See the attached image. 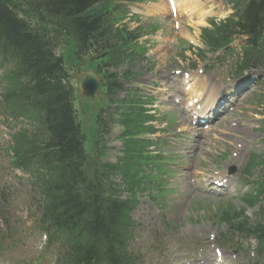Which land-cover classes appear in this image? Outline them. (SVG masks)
<instances>
[{
  "label": "trees",
  "instance_id": "1",
  "mask_svg": "<svg viewBox=\"0 0 264 264\" xmlns=\"http://www.w3.org/2000/svg\"><path fill=\"white\" fill-rule=\"evenodd\" d=\"M249 1L244 19L221 26L217 33V27L207 32L213 47L226 44L232 27L241 32L264 31V2ZM114 7L109 0H0V66L7 80L4 99L7 107L33 123L14 137L15 161L37 170V185L47 200L44 217L70 235L73 258L81 264L120 263L131 224L130 199L140 184L135 157L148 143H127L128 162L118 168L128 197L120 199L121 191L105 182L117 166L100 163L101 153L90 158L84 152L69 76L56 49L71 40L78 57L90 54L109 67L120 53H126L112 33ZM126 35L131 41L133 37ZM119 89L115 81L108 85L111 95ZM124 103L132 106L125 112L115 108L106 121L120 124L122 136H142L148 131L143 123L149 117L133 96ZM105 118L98 115L97 121ZM256 201L253 197L250 203ZM244 231L264 237V222Z\"/></svg>",
  "mask_w": 264,
  "mask_h": 264
},
{
  "label": "rangeland",
  "instance_id": "2",
  "mask_svg": "<svg viewBox=\"0 0 264 264\" xmlns=\"http://www.w3.org/2000/svg\"><path fill=\"white\" fill-rule=\"evenodd\" d=\"M159 1L162 2V0ZM217 3L221 4L220 1ZM124 5L127 7L126 3ZM217 6L219 7L218 4ZM127 8L134 11V13L138 12L136 5H130ZM226 15L224 11L220 19L226 17ZM127 18L128 17H126L121 24L125 25L128 30H134L138 26H145L144 24L138 25L134 20L131 21ZM140 21L143 22L144 19L141 18ZM157 24L158 28L153 34L142 37L138 41L139 43H143L146 39L149 40L147 43L145 42L147 49L145 59H138L136 53L130 50L127 52L129 58H136L137 60L135 61L134 59V61L122 65L117 69V72L119 73V81L121 83L124 79L122 74H120L121 71L129 68L130 72L133 74L134 77L130 78L131 82H125V84H123L125 86H145L148 79L150 83H155L157 87H164L168 82H171L174 84V88L171 89L170 85V89L167 90L169 93H172V90H179L180 85H182L180 75L176 76L174 72L188 71V68H186L188 65L187 60H193L195 57L189 50L185 49L187 46L183 42V35L178 32L177 34L171 32L170 20H160V23L157 22ZM187 25L190 26H183L180 30H185L186 27H189L193 34L192 37L197 39L199 34L197 28L199 26H192L189 22H187ZM119 29V24L115 25L113 35L118 41L123 42V38L119 34ZM60 51L63 54L67 67L71 71H74L75 67H72L74 63L69 56L71 46L69 45V51L68 49H61ZM180 52H183V57L179 56ZM258 89L259 87L255 86V92L241 98L237 109L227 116L228 119H224L218 125H215L216 129L214 131H203L204 133L201 136V150L199 151V155L194 158L190 164H188V162L182 163V159L185 156L177 158L176 164L178 167L171 169L176 172L175 176L169 180V183H177L176 186H173L175 189L173 191L174 193L168 194L163 198H158V204L150 202V200L145 198L141 199V205L136 211V217L141 220L144 229L138 233L137 248L142 247L145 249L149 244L146 243L149 238L147 233L148 230L156 231L159 234L164 233L170 248H174L177 244L183 242L191 244L199 239L202 242L205 241L207 244L209 243L212 245V236L218 235V233L223 230V226L221 224L218 225L216 218L213 216L218 214L219 210L222 211L226 208L229 213H231L232 209L235 210V205H237L235 202L236 198L226 201H220L219 198L216 200L206 199L204 190H201L200 184L197 182L194 183L192 178L207 177L212 173H216L219 167L222 166L220 156L224 154L230 157L231 147L238 144L253 143L247 150H251L252 148L256 149V153L262 154L261 156L264 160V142L255 130L258 128L259 120L263 118L261 114L263 102L260 99V103H258V98L261 95L262 89ZM123 96L124 94L119 92L116 94L115 99L119 100L123 98ZM172 96L166 98V101L171 107H173L171 105ZM105 101L106 98L103 96L99 98V100L96 99L94 101L83 99L80 96H76L75 98V105L89 146L95 140V113L105 106ZM177 125L176 123L173 127H169L165 139H170L172 137L177 129ZM218 133L221 134L218 135ZM3 144L2 137L0 136V145ZM112 146H117V144L113 141ZM114 151L110 150L109 152L107 151V153L113 155ZM183 166L187 168V171ZM255 173L258 174L257 170ZM13 183H15L14 179L11 180V184ZM193 184L195 186H193ZM263 186L264 183L262 184V187ZM182 194L183 196L179 199L178 196ZM12 197L14 205L22 208L29 207L24 204L25 199L23 196L14 194ZM20 203L23 204L19 205ZM224 206L226 208H224ZM252 219H254V216ZM0 228L2 229L1 226ZM14 259L18 262L31 264L33 260H35V257L27 247V249L23 248V251L19 252V256ZM152 260H155V258L149 259L147 262ZM242 264H244L243 261ZM262 264H264V260Z\"/></svg>",
  "mask_w": 264,
  "mask_h": 264
},
{
  "label": "water",
  "instance_id": "3",
  "mask_svg": "<svg viewBox=\"0 0 264 264\" xmlns=\"http://www.w3.org/2000/svg\"><path fill=\"white\" fill-rule=\"evenodd\" d=\"M99 79L91 74H84L80 82V89L86 95L93 96L98 92Z\"/></svg>",
  "mask_w": 264,
  "mask_h": 264
},
{
  "label": "bare ground",
  "instance_id": "4",
  "mask_svg": "<svg viewBox=\"0 0 264 264\" xmlns=\"http://www.w3.org/2000/svg\"><path fill=\"white\" fill-rule=\"evenodd\" d=\"M177 6H178V9L182 12L183 10L184 11H189L191 10V6L186 3L184 0H178L177 1ZM165 6H162V8H159V9H163ZM200 23V22H199Z\"/></svg>",
  "mask_w": 264,
  "mask_h": 264
}]
</instances>
